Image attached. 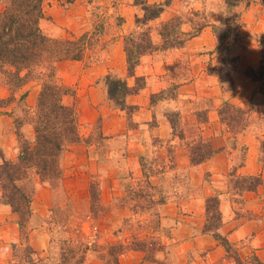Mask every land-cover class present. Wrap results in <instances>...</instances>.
<instances>
[{
    "label": "rangeland",
    "instance_id": "374dc122",
    "mask_svg": "<svg viewBox=\"0 0 264 264\" xmlns=\"http://www.w3.org/2000/svg\"><path fill=\"white\" fill-rule=\"evenodd\" d=\"M192 10L201 11L209 25L181 47H162L159 29L165 21L181 15L180 20L185 21L181 28L186 32L192 30L188 18L196 25L203 22L190 15ZM237 10L241 23L218 47L217 34L223 32L216 33L214 26L224 25L228 14L225 0H174L160 18L141 27L136 18L144 10L135 0L44 2L40 26L45 34L64 38L89 32L100 41L93 40L95 45L85 59L62 61L56 67L58 81L70 88L63 101L75 108L81 134L80 141L69 143L62 154L63 177L57 182L42 181L30 169L31 181H24L34 189L32 215L23 227L20 216L1 201L0 189V231L15 218L18 227L17 239L3 242L0 238V264H64L62 260L75 264L83 255V264H112L117 249L125 246L146 249H124L120 255L125 259L136 254L133 260L139 264H241L237 260L241 258L245 264H264V215L238 210L245 203L242 196L246 191L237 194L234 188L236 175H248L239 172L248 158V139L260 140L256 153L260 163L264 162V0H244ZM147 28L158 49L144 55L136 70L145 84L149 76L163 79L166 88L147 95L143 109L131 103L124 110L110 100L105 76H127L124 38ZM129 83L136 85L135 78H129ZM181 84L187 87L178 96ZM41 87V80L11 84L0 63V165L4 159H18L24 140L35 141ZM236 108L245 114L237 113ZM159 114L175 123V128L169 125L171 138L165 142L154 137L145 155L135 154L129 148L134 142L129 129H152ZM121 127L125 132L116 133ZM172 136L184 143L187 153H176L178 144L172 142ZM216 137L226 139V148L214 146ZM200 138L217 150L212 157L225 149L223 173L210 169L212 157L205 165L206 161H191L189 145H197ZM79 154L83 155L81 162ZM183 156L189 158L186 166ZM74 164L86 174L85 191L83 181L77 192L66 185L68 175L76 174ZM234 170L235 176L231 175ZM258 175L264 179L262 173ZM46 190L51 193L48 203ZM259 190L255 193L264 197L263 186ZM215 194L223 198L226 217L221 233L228 239L229 231L235 229L225 223L232 215L229 206L236 219L247 215L255 221L252 236L229 239V251L204 232L206 198Z\"/></svg>",
    "mask_w": 264,
    "mask_h": 264
},
{
    "label": "trees",
    "instance_id": "16d2710c",
    "mask_svg": "<svg viewBox=\"0 0 264 264\" xmlns=\"http://www.w3.org/2000/svg\"><path fill=\"white\" fill-rule=\"evenodd\" d=\"M45 1L0 0V63L5 69L9 82L15 86H22L32 80L42 81L36 104V117L34 118L35 141L29 144L26 142L27 140H24L25 143L21 146L18 159H4L0 165L1 201L9 204L13 211L20 216L21 227L32 215L31 203L34 189L29 186L30 169L34 168L36 175L42 181H59L63 177L61 157L66 146L81 139L76 110L63 101L64 96L70 94V88L58 81L56 77L57 64L66 60L85 59L88 50L94 47L95 42L98 44L100 41V39L97 41L98 38L92 37L94 34L89 32L64 38H55L45 34L40 26ZM173 1L166 0L164 3H157L151 2V0H135V3L142 5L144 10V15L136 18L138 27L160 18L166 7L171 6ZM243 1L225 0L228 14L223 22L224 25L214 26L216 33L218 30L223 32L222 35L217 34L218 47L236 31L237 26L235 27V25L241 23L242 15L237 12V7ZM190 15L203 21L196 25L192 22V18H188L186 23L191 24V31L186 32L181 28L185 23L180 20L181 15H176L161 25L159 33L163 40L162 47H181L209 25L207 17L201 11L192 10ZM177 31L179 34H175ZM157 49L158 46L155 44L152 31L149 28L142 32L133 31L125 36L127 76L120 77L112 73L105 76L108 96L116 106L124 110L131 108L127 102L128 96L138 93L145 86L144 78L137 75L136 69L144 55ZM251 75L253 76V74ZM131 77L135 78L136 85L134 86L129 83ZM233 110L245 114L242 109ZM233 118L229 117L228 119L232 120ZM169 120L175 128L173 120ZM245 128L246 124L241 129ZM261 145L264 151V138L261 140ZM189 149L191 161L196 164L206 161L217 152L212 143L202 138L197 145L190 144ZM242 166L243 164L240 165V167ZM236 172L237 170H234L231 175L235 176ZM25 178L30 180L25 182ZM236 178L234 188L237 194H242L244 191L258 192L260 187L264 188V179L260 175L241 174L236 175ZM223 220L220 194L208 196L206 198L204 232L212 234L229 251L232 244L228 237L220 231ZM125 247L117 249V257L112 264L119 263L120 255L124 249H140L147 252L144 247ZM84 258L83 255L76 260L75 264H83ZM148 259L151 258L148 257ZM153 259L157 258L153 257ZM241 259L237 260L241 264H245ZM62 263L66 262L62 260Z\"/></svg>",
    "mask_w": 264,
    "mask_h": 264
},
{
    "label": "crops",
    "instance_id": "0c3cea01",
    "mask_svg": "<svg viewBox=\"0 0 264 264\" xmlns=\"http://www.w3.org/2000/svg\"><path fill=\"white\" fill-rule=\"evenodd\" d=\"M190 41V40H188ZM187 41V42H188ZM186 42V43H187ZM137 75L139 74L136 70ZM146 84L144 86V88H142L138 93H136L135 97H131V95L127 98V102L128 104L131 103H135L136 105L141 106V109H143V105L147 104V99L146 96L149 95L150 93H156L158 91L164 90L166 88V85L164 84V80L163 79H158L157 81L155 79H151V77H147L146 79ZM187 87V84H181L179 85V95L183 94V91L185 90V88ZM163 116V117H162ZM159 119H158V124L156 127L152 128V129H146V131L142 132L141 130H130L129 129V134H134L133 138H134V142L131 141L129 148L130 150L134 151L135 154H141V155H145L146 151L148 150L147 145L149 144L151 146V141L152 138H160L163 141L167 142V140L169 138H171V135L169 133V130L172 129V127L170 128V123L167 119V117L165 115H158ZM119 123V122H118ZM123 125V124H122ZM125 132V129L123 130V128H119L118 130H116L115 132L118 134H121L122 132ZM103 132L106 133L105 135H108L106 127H104ZM104 135V136H105ZM145 135L147 136V138H145ZM239 135V134H238ZM240 136V135H239ZM243 136V134H242ZM217 141H221L222 143L217 144ZM172 142L178 144V147L176 148V153H180V154H185L187 153L186 151V147L185 145H183L184 143H181V141H179L176 136L173 137L172 136ZM212 142L214 144V146L216 148H226V139H223L221 137H216L212 139ZM260 140H258L257 138H252V139H248L247 140V145L249 146L248 149V158L246 161V165L241 167V169H239V172L243 173V174H248V175H258L260 173L263 174L264 176V162L260 163L259 159H258V154L257 149H258V145H259ZM225 149H222V151L218 152L214 157H212L211 163L209 164L207 161L204 162L203 165L205 164H209L210 165V169L214 170V172L221 174V172L223 173L226 170L227 167V163H226V158L224 156V151ZM190 155V154H189ZM82 154H79V158H80V162L82 161ZM189 157V156H188ZM216 160V161H215ZM183 161L185 166L188 165L189 163V158H187V156H183ZM220 163V166H217V163ZM222 162V163H221ZM74 169L76 170V174L75 175H68L69 177H67V180L65 178V180L67 181V186L70 189V191L72 192H77L80 190V181H83V186L82 189H84L85 191V186L87 183V179H86V174L84 172H82L81 168L79 166L78 169H76V164L73 165ZM183 169V168H182ZM74 172V171H73ZM67 176V175H65ZM86 179V182H85ZM66 186V187H67ZM87 190V189H86ZM40 192V190H38V193ZM71 193V192H70ZM46 196L44 198V200L46 199V203H48L49 198H51V193L49 190H46ZM39 196V195H38ZM245 201V203H241L242 207H236V205H234L238 210L243 211V212H247V214L249 215V213H252L255 216H260V215H264V197L262 196V193H255V192H251V191H246L243 196H242ZM220 199H221V209H222V213L224 216V202H223V198L222 195H220ZM236 204V203H235ZM33 210L34 206H33ZM229 210L230 212H232L231 215V219L230 221L228 219H226L227 221H225V223L227 224V222L233 227H235L234 231L230 232L229 230V239L233 240V239H241V238H246V236H252V232L256 230V228H254L255 225V221H253L252 219H249L246 215V217H242L240 219H236L235 218V210L229 206ZM44 214V213H42ZM226 216H224L225 218ZM225 224V225H226ZM224 225V224H223ZM257 227V225H256ZM222 230L224 229V227H221ZM220 228V231H221ZM226 231V230H225ZM227 231V232H228ZM0 238L3 240V242H7V241H11L12 239L15 240L18 238V227L16 224V218L14 219L13 224H10L8 226H6L3 230L0 231ZM134 258H137L136 254H129L128 257H126L125 259L120 258V262L121 264H123V262L128 261L129 264H139V262H136V260H133ZM125 260V261H124Z\"/></svg>",
    "mask_w": 264,
    "mask_h": 264
}]
</instances>
